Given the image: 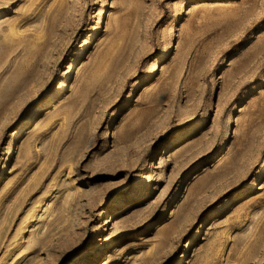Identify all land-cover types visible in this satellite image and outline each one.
Listing matches in <instances>:
<instances>
[{
  "label": "rangeland",
  "instance_id": "1",
  "mask_svg": "<svg viewBox=\"0 0 264 264\" xmlns=\"http://www.w3.org/2000/svg\"><path fill=\"white\" fill-rule=\"evenodd\" d=\"M0 264H264V0H0Z\"/></svg>",
  "mask_w": 264,
  "mask_h": 264
},
{
  "label": "bare ground",
  "instance_id": "2",
  "mask_svg": "<svg viewBox=\"0 0 264 264\" xmlns=\"http://www.w3.org/2000/svg\"><path fill=\"white\" fill-rule=\"evenodd\" d=\"M102 14H104V10L102 11ZM102 16V15H101ZM100 21V20H99ZM98 21V22H99ZM171 46V45H170ZM172 47V46H171ZM159 57V56H158ZM159 58H163V54L161 55V57H159ZM160 61V59H158L157 60V62L156 63H158ZM156 69V68H155ZM138 83L139 82H134V86H133V88L131 89V92H130V94H129V96H128V100L127 101H130L131 100V98L133 97V92H134V90H135V88H136V86L138 85ZM127 101H125V102H127ZM226 142V135H225V137H224V140L222 141V143H225ZM226 149H227V147H226ZM261 175H262V172H258V174H257V176H256V180H258V179H260V177H261ZM254 186H251L252 188H255L256 187V185H255V183L253 184ZM141 187H142V183H141V180H137V182L135 183V185L133 186H131L130 188H129V190H128V192H131V191H136L135 192V194L141 189ZM259 186H257V188H258ZM127 194V192H125L124 194H122V195H120V196H118V197H116L115 198V200H114V205H118L120 202H121V198L124 196V195H126ZM26 253V252H25ZM24 253V251H23V255L25 254Z\"/></svg>",
  "mask_w": 264,
  "mask_h": 264
}]
</instances>
